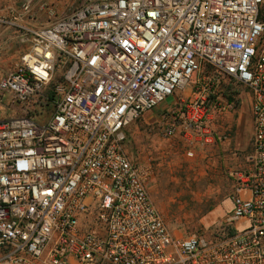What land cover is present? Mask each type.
<instances>
[{
	"label": "built area",
	"instance_id": "built-area-1",
	"mask_svg": "<svg viewBox=\"0 0 264 264\" xmlns=\"http://www.w3.org/2000/svg\"><path fill=\"white\" fill-rule=\"evenodd\" d=\"M41 13L47 26L22 24ZM0 24L30 46L0 80L20 107L0 119V264H264V0H76L64 13L26 0ZM193 79L162 117L167 138L212 142L218 89L251 95L250 167L231 173L215 238L175 237L125 150L128 127Z\"/></svg>",
	"mask_w": 264,
	"mask_h": 264
},
{
	"label": "rangeland",
	"instance_id": "rangeland-1",
	"mask_svg": "<svg viewBox=\"0 0 264 264\" xmlns=\"http://www.w3.org/2000/svg\"><path fill=\"white\" fill-rule=\"evenodd\" d=\"M25 1L12 0L7 11L20 9ZM48 2L58 13L67 12L76 4V0ZM41 15L30 20H37ZM46 21L47 17L41 16L38 24ZM21 43L27 46V51L15 52L11 58L0 49V80L14 71L29 51V44ZM194 82L193 79L157 110L133 122L128 127L125 145L129 159L143 172L163 219L174 236L181 239L194 234L215 238L229 231L226 221L233 208L231 195L235 185L231 173L247 171L248 156L252 152L251 95L236 85H231L232 90L240 92L234 110L226 108L227 100L222 97L227 86L218 89L221 103L209 115L212 142L192 144L181 128L171 138L164 136L163 115L170 111L179 114L178 103L194 96ZM16 116H20V107L0 91V119Z\"/></svg>",
	"mask_w": 264,
	"mask_h": 264
},
{
	"label": "crops",
	"instance_id": "crops-1",
	"mask_svg": "<svg viewBox=\"0 0 264 264\" xmlns=\"http://www.w3.org/2000/svg\"><path fill=\"white\" fill-rule=\"evenodd\" d=\"M51 1V0H49ZM12 0H0V17H8L9 12L7 11L9 7L12 6ZM18 9V8H15ZM43 15L47 17V21L42 24H38L39 19L38 17L37 20H30L29 18L24 19L22 21V24L26 25H32L34 27H40V26H47L51 19L49 16L45 13H42ZM24 36L21 35V32L15 29L14 27H7L2 24H0V49L2 53L6 56H9V58L13 57L15 52L27 51V46L22 45L21 42H24ZM4 56V57H5Z\"/></svg>",
	"mask_w": 264,
	"mask_h": 264
},
{
	"label": "trees",
	"instance_id": "trees-1",
	"mask_svg": "<svg viewBox=\"0 0 264 264\" xmlns=\"http://www.w3.org/2000/svg\"><path fill=\"white\" fill-rule=\"evenodd\" d=\"M239 94H240L239 91L232 90L231 86H229L224 91L223 96L228 101H237L238 103Z\"/></svg>",
	"mask_w": 264,
	"mask_h": 264
}]
</instances>
